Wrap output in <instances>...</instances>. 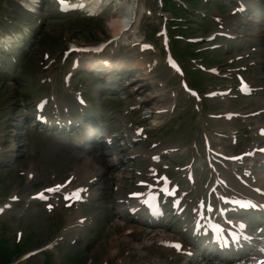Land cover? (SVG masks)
Returning <instances> with one entry per match:
<instances>
[{"label":"rangeland","instance_id":"obj_1","mask_svg":"<svg viewBox=\"0 0 264 264\" xmlns=\"http://www.w3.org/2000/svg\"><path fill=\"white\" fill-rule=\"evenodd\" d=\"M105 15L107 18H109L110 11H108ZM99 23L100 24L98 25L99 26L98 32L97 31L92 32L88 30L87 33L81 38L87 39L92 37H98L101 36L103 32L108 31V28L103 25V22L100 21ZM46 29L48 30L52 29V31L50 32L51 34L54 32L53 30L54 25H50V26L47 25ZM37 48L38 45H34L32 49L29 50V54L27 55V58L23 62L24 66L26 67L24 72H22L20 75L16 74L17 76L13 77L11 80L0 81V85H1L0 92L5 90L7 93H11L12 91L16 90L18 91L17 94L18 97L23 95L24 96L28 95L27 90L31 80L30 70L33 68V64H34L33 59L34 57H36L37 59L40 52L37 51ZM214 56L215 55H212V57ZM19 89H21L23 93H20ZM119 94H121V92H119ZM4 113L5 111H0V116L4 115ZM9 113L11 112L9 111ZM30 141H32L31 150L33 154L30 155L31 154L29 152L30 145L28 146L21 145L19 150L21 155L19 156L18 160L15 163L16 166L17 167L25 166L26 164L31 162L36 166L37 168L36 171L38 173L48 174V172L51 171L56 172L55 170L59 168L58 164H59V160L61 159V154L57 158H53L52 156L55 155V153L59 152L60 147L54 144L55 142L51 140H45L41 137H38L37 135L30 136ZM19 143H22V141H19ZM5 145L6 144L4 143V146ZM73 161H75L74 157L66 161V163H60V164L62 165L67 164L69 166L70 163H72ZM63 169L64 168H62V170ZM104 176L106 177L109 176V173H106ZM31 219H34L31 220V227H30L31 233L29 234L30 230H28L26 234H29V239L33 243L35 242L34 240L39 239L40 236L45 235L46 234L45 232L48 231V229L40 222L38 216L34 215L33 217H31ZM119 233L120 230H118L117 232L109 230L107 232H98L93 236H86L84 240L77 246H74V248L64 249L65 251L63 254L64 260L68 262H72V264H86V258L89 257L88 255H92L93 262L97 263L100 261L102 257L106 256L108 250L107 246L110 245L112 239L118 238L117 235ZM142 236L146 239L150 237L148 233H144L141 235L135 234L131 236L132 238H130V240L132 242H136V241L140 242ZM129 244L132 245L131 243H128V241L123 243L120 241L118 243L117 248L118 249L120 248V251L122 252L123 250L122 247H127ZM129 249H131L130 252L124 256L125 260L126 257L130 259V261H128L129 262L128 264H171L169 261L166 260V258L160 256L159 253L156 252V250L154 249L150 250L142 246L138 250H136L135 248L132 249L131 247ZM30 263L40 264V259L35 258ZM212 264H219V263H212Z\"/></svg>","mask_w":264,"mask_h":264},{"label":"bare ground","instance_id":"obj_2","mask_svg":"<svg viewBox=\"0 0 264 264\" xmlns=\"http://www.w3.org/2000/svg\"><path fill=\"white\" fill-rule=\"evenodd\" d=\"M140 87V88H139ZM142 87H144L142 84L141 85H139L138 86V88H137V92H139V94H143L144 93V89L145 88H147V89H150V88H148V87H145V88H142ZM148 91H150V90H148ZM148 103H153V101L152 100H150V99H147L146 100ZM62 151L64 152L62 155H61V159H64L66 156H67V154L69 153V151L68 150H65V149H62ZM53 158H57L58 156H52ZM128 241L131 243V240H130V238L128 239ZM116 244V243H115ZM114 244H113V242H111V246L110 247H112ZM112 249H110L109 251V253H112V251H111Z\"/></svg>","mask_w":264,"mask_h":264},{"label":"snow or ice","instance_id":"obj_3","mask_svg":"<svg viewBox=\"0 0 264 264\" xmlns=\"http://www.w3.org/2000/svg\"><path fill=\"white\" fill-rule=\"evenodd\" d=\"M177 248L179 247V245H175Z\"/></svg>","mask_w":264,"mask_h":264}]
</instances>
